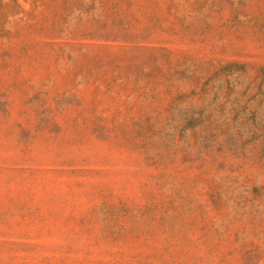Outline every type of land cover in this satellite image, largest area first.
<instances>
[{"label":"rangeland","instance_id":"374dc122","mask_svg":"<svg viewBox=\"0 0 264 264\" xmlns=\"http://www.w3.org/2000/svg\"><path fill=\"white\" fill-rule=\"evenodd\" d=\"M0 264H264V0H0Z\"/></svg>","mask_w":264,"mask_h":264}]
</instances>
